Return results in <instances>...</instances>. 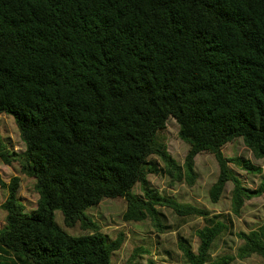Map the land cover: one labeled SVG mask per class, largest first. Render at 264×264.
<instances>
[{
    "label": "trees",
    "instance_id": "trees-1",
    "mask_svg": "<svg viewBox=\"0 0 264 264\" xmlns=\"http://www.w3.org/2000/svg\"><path fill=\"white\" fill-rule=\"evenodd\" d=\"M10 114L26 146L11 152L0 136V158L18 162L36 180L37 208L18 198L20 179L9 184L1 208L0 264H111V241L98 231L71 236L56 223L92 224L84 211L104 199L127 201L125 221L150 218L165 230L157 206L179 217H201L197 254L180 248L189 264L210 260L226 230L219 216L162 198L150 187L159 174L194 177L195 158L212 153L220 176L218 199L233 182V210L264 194L242 187L222 149L236 139L264 159V0H0V115ZM169 118L191 145L184 168L158 134ZM249 173H261L237 160ZM139 184L143 197L133 194ZM94 228V227H93ZM244 259H264V225L240 233ZM148 264H155L150 260Z\"/></svg>",
    "mask_w": 264,
    "mask_h": 264
},
{
    "label": "rangeland",
    "instance_id": "rangeland-1",
    "mask_svg": "<svg viewBox=\"0 0 264 264\" xmlns=\"http://www.w3.org/2000/svg\"><path fill=\"white\" fill-rule=\"evenodd\" d=\"M0 136L9 151L20 154L26 150L12 115H0ZM158 139L166 144L168 153L184 168L191 145L180 139L179 125L175 119L169 118L166 128L158 134ZM222 152L227 159L233 160L229 162V167L242 187L257 190L264 179V159L255 157L242 139L228 143ZM149 160L161 170L159 174H149L148 181L150 187L157 190L162 198L206 210L211 215L219 216L225 224L226 230L211 248V261L230 257L233 259L230 264H264V259L257 254L244 259L239 257V250L245 243L239 234H247L264 225V194L247 199L237 215L233 210V182L226 184L218 199L212 195V189L220 176L219 164L212 153L203 152L195 158L193 178L188 177L184 169L181 179L170 177L159 157L152 156ZM237 160H247L262 172L249 173L236 164ZM15 177L20 179L17 195L25 211L30 213L38 205L36 180L24 174L18 162L6 164L0 158V229L6 226L7 213L1 206L9 194L1 183L9 184ZM133 194L143 197L139 184L134 187ZM157 209L164 224L163 232L154 227L150 218L142 222L125 221L123 215L127 210V201L123 198L104 199L98 206L87 208L83 214L92 224L84 225L78 221L74 226L67 227L61 210H56L54 217L55 223L71 236L89 234L97 228L111 241L122 238L121 248L111 251V264H148L150 260L155 264H189L180 243L186 242L193 253L197 254L200 243L197 232L207 225L206 220L201 217H179L166 206H157Z\"/></svg>",
    "mask_w": 264,
    "mask_h": 264
}]
</instances>
